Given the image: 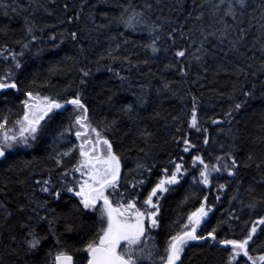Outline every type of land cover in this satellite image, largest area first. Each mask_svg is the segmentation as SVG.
Listing matches in <instances>:
<instances>
[{
  "label": "trees",
  "instance_id": "obj_1",
  "mask_svg": "<svg viewBox=\"0 0 264 264\" xmlns=\"http://www.w3.org/2000/svg\"><path fill=\"white\" fill-rule=\"evenodd\" d=\"M3 2L11 4L17 8V11L8 10L5 15V9L0 8V29L7 27L6 32L0 31V48L6 45V51L21 52V45L17 41L23 42L22 38L30 40V36H27L24 31L26 15L30 16V19L34 20L38 26L35 29V34L39 39L32 42L29 49L24 50L22 68L16 70L20 81H22L21 88L41 90L44 94L58 93L59 98L63 100L75 95L77 91H82L89 105L93 121L100 122L104 117H107L109 121L114 118L117 120V126L108 130V135L114 141L116 150L122 152L126 158L125 171L134 168L137 157L142 154L133 148L136 133L134 130L129 132L133 121L129 120V117L119 109L123 103L136 99L133 93L140 95L142 91L147 92L148 95L145 104L136 106V113L141 118L136 123L150 125L155 133L151 141L154 146L155 161L151 157L148 158L149 164L156 163L158 165L154 169L155 174L151 178L152 182L160 174V169L170 159V155H183L190 169L191 157L196 154V151L202 153L205 159L215 163L214 157L220 154L219 145L230 142V137L227 135L229 127H232L234 131L236 128L241 130L237 133L240 137L237 141V151L242 162L250 151L256 153L258 159L264 158V141L260 139L261 136H264V71H260V63L264 56L259 51L258 43L255 48L251 47L253 43L251 35L241 49L245 53L244 56L227 52L228 38H224V43L220 45L216 37H209L205 47L212 49V46L216 45L217 47L212 50L217 55L206 54L203 58L204 66L191 57L186 58L185 63H188L190 68L188 75L182 76L176 69H164V65L172 60L175 47L171 48L168 53L161 51L148 64L135 63L137 60L143 61L148 55L140 46L148 40L146 31L126 29L122 24L116 22L110 24L106 29L94 30L97 25L107 23L108 19L118 16L121 11L120 5L126 0H3ZM205 2L206 0H159V4H157L156 0H152L154 5L152 19H157L159 15L170 17L172 18L171 26L178 27L175 21H184L188 11H192L193 17L187 20L185 27L192 29L193 39L198 47L199 28L206 27L213 20L207 14V9H204L205 15L202 21L195 19V16L201 11L195 5ZM255 2L258 0H253V3ZM65 3L69 5L67 12L63 8ZM133 3L142 6L144 0H133ZM20 5L24 7L20 8ZM181 5L184 6L183 12L169 10L170 8L179 9ZM161 8L163 9L162 13L160 12ZM45 9L51 11H45ZM77 10L80 11L81 18L69 23L66 16ZM105 12L108 13L107 18L101 15ZM228 19L231 22L230 18ZM61 21L64 22L61 23ZM140 27L143 28V26ZM207 30L211 31V29ZM72 31H79L81 39L73 41L69 35ZM62 32L63 38L60 35ZM52 33H56L55 40L50 39ZM120 33H124V36L135 44L133 47V43H130L114 53L120 57L124 55L131 57L133 64L130 71L121 60L113 61L106 56L101 59L109 44L114 46L115 41L111 40V37L123 39L119 36ZM167 43L170 45L171 41L168 40ZM81 44L84 46L83 50H81ZM187 44V39H178L176 46L183 47ZM53 45L58 46L54 47ZM37 48L41 49L39 54H37ZM192 51L193 49L189 48L190 54ZM248 57L252 58L248 59ZM10 63V59L5 60L4 56L0 55V73H3ZM236 64L245 68L248 75L237 74ZM204 67H207L208 70L205 71ZM82 68L90 72L86 78V87L81 85ZM110 68L113 71H109ZM116 70L128 77L123 84L115 74ZM253 72L256 73L255 76L251 74ZM194 81L195 83H193ZM166 82L169 83L171 92L163 88ZM141 85H146V88L142 90ZM12 91L14 92V90ZM249 91L253 95L245 97L244 93ZM0 92L7 94L6 90H0ZM110 95L116 102L115 104L108 102L107 97ZM193 95L197 97L200 123L208 129L210 137L214 138L216 143L210 141L208 145H205L203 143L204 133L197 132L194 128L189 131L188 121L191 115ZM18 99H23V96L21 94L10 96V106L14 111L19 108ZM235 103H241L242 107L239 110H234L232 120L229 121L224 118V113ZM65 107L67 111L57 110L59 115L50 123L47 134L35 141L32 147H17L6 156L0 157V264H54L57 248L55 237L49 231L48 219L39 221L36 226L37 233L42 237H47L42 241L39 250L26 251L27 245L24 243V239L27 229L21 228V223L29 213L17 211L21 202L28 203L26 193L34 194L35 200H47L48 209H55L54 212H48V216L53 220L56 233L64 241L63 246L67 251L73 253L77 260H80L84 253L75 249L81 247V242H86L98 227L93 223L95 219L93 215L68 212L71 204L75 202V198L69 199L66 196L64 200L57 203L47 194L40 192L39 185L36 183L38 179L47 178L49 170L53 169L55 153L74 144L72 135L65 134L63 139L59 136L62 128L69 124V116L73 111L71 105ZM5 109L6 106L0 103V113ZM156 112L160 113L159 117L154 115ZM173 116H179L180 120L173 121ZM217 116L221 117V120L217 124H213L212 119ZM181 120L184 121L183 124L180 123ZM178 127L181 129L180 132L176 131ZM126 133L128 134L125 135ZM173 135H190L196 145V151L191 154L183 153L177 147V142L172 139ZM66 139H69L70 143L69 141L61 142ZM136 143L141 147L144 146L139 140H136ZM224 151H228V148L225 147ZM77 156L78 152L65 158L64 166L71 167ZM61 171H63L62 168L55 169L54 180ZM196 172H190L183 180L182 186L164 201L161 227L156 230L158 240L162 241L165 233L173 230L172 222L177 220L178 215L183 214L186 219L187 213L199 206L200 197L208 191L205 188L204 191L197 192L196 196H189L182 205L180 204L184 200L187 190L190 189L191 177ZM261 172H264V169H257L255 164L246 168L242 167L240 175L236 177L237 180H241V187L237 190L235 180L230 181V187L221 194L220 201L215 199V184L227 180V174L225 173L213 181V191L209 194V202L213 203L215 207L206 218L207 223H204L198 230L201 235L210 231L218 222L224 221L228 217V211L233 208L236 209V215L240 216L239 222H234L237 224L235 233L237 236L240 235V230L245 228L244 221L256 218L255 215L250 216V212L253 210L247 208V202L253 197L264 196V183L259 182ZM250 184L255 190L248 193L246 190ZM150 187L151 184L143 190V195H147V190ZM234 190L238 191L239 198L230 203L229 197L233 195ZM191 191H196V189L192 188ZM141 200H143V196H141ZM241 201L244 202L243 205ZM32 206L35 207V204L33 203ZM254 211L264 215V208L257 207ZM7 212H11L12 215L7 216ZM44 214L45 211L41 210L40 215ZM184 219H181L179 223H183ZM68 225H71L72 231L66 230ZM250 226L249 224L247 227ZM156 232L153 234L155 235ZM226 233L227 238H233L227 224L219 230V236L225 238ZM12 235L16 236L15 241L11 239ZM191 244L192 247L184 254V264H225L228 253L220 251L219 246L212 247L203 242H191ZM262 244H264V235H260L252 248H257ZM161 247H163L162 244ZM50 249L51 257L47 256ZM260 250L264 251V247H261ZM250 254L256 255L255 252ZM238 259H240V264H244L246 260V258L239 257Z\"/></svg>",
  "mask_w": 264,
  "mask_h": 264
},
{
  "label": "snow or ice",
  "instance_id": "obj_2",
  "mask_svg": "<svg viewBox=\"0 0 264 264\" xmlns=\"http://www.w3.org/2000/svg\"><path fill=\"white\" fill-rule=\"evenodd\" d=\"M156 3L159 4V0H156ZM120 6L121 11L118 16L108 19L107 23L97 25L94 30L106 29L110 24L116 22L122 24L126 29L146 31L148 40L140 46L148 55L143 61H135L136 64H148L161 51L168 53L171 48L175 47L172 60L164 65V69H176L182 76H187L190 65L185 63L186 58L191 57L204 66L203 58L206 54L217 55L212 50L217 47L216 45H213L212 49L205 47L209 37H216L220 45L224 43V38H228L227 52L244 56L245 53L241 49L251 35L253 41L251 47L255 48L258 43L259 51L264 56V0H258L255 3L253 0H206L203 4L195 5L201 9L195 16L196 20L202 21L205 15L204 9H207V14L213 18L212 23L199 28L198 47L193 39L192 29L185 27L187 20L193 17L192 11H188L184 21H175L178 27H172V18L170 17L159 15L157 19H152L154 7L152 0H144L142 6L134 4L133 0H126ZM19 7L23 8L24 6L20 5ZM0 8L5 9V15L8 10L17 11V8L11 4H5L3 0H0ZM63 8L67 12L69 5L65 3ZM169 10L183 12L184 6ZM45 11L51 10L45 9ZM160 12H163L162 8ZM101 15L105 18L108 17L106 12ZM80 18L79 10L66 16L69 23ZM24 22V31L27 36H30V40L22 38L23 42L17 41L21 45V52L6 51V45L0 48V55H3L5 60L10 59L11 61L3 73H0V90H6L7 93L0 92V103L6 106V109L0 113V157L6 156L17 147H32L35 141L47 134L50 123L59 115L57 110L67 111L65 106L71 105L73 111L69 116V124L62 128L59 136L63 139L66 133L74 132L78 143L56 152L53 157V169L49 170L47 178L38 179L36 183L39 185L40 192L47 194L57 203L64 200L66 196L69 199L75 198V202L71 204L68 212L89 213L95 217L93 223L98 225L90 238L86 242L82 241V246L75 249L84 253L83 257L77 260L74 258V254L63 246L64 241L56 233L53 220L48 216V212H54L55 209H48L47 200H35L34 194L26 193L28 203L21 202L17 209L19 213H29L21 223V228L27 229L24 239V243L27 245L26 251L39 250L42 241L47 237L39 235L36 226L39 221L48 219L49 231L55 237L57 248L54 264H184V254L192 247L191 242L195 241L209 244L212 247L219 246L220 251L227 252L228 257L225 264H240L238 257L246 258L244 264H249V262L250 264H264V251L260 250L264 244L252 248L260 235H264V215L254 211L257 207L264 208V196L253 197L247 202V208L253 210L250 212V216L255 215L256 218L244 221L245 228L240 230V235L237 236L235 233L237 224L234 222H239L240 216L236 215L234 208L228 211V217L224 221L218 222L210 231L203 235L198 231L204 223H207L206 218L215 207L213 203L209 202V194L213 191L212 186L215 179L225 173L228 177L224 182L215 184V199L220 201L221 194L230 187V181L235 180L237 190L241 187V180H237L236 177L240 175L242 167L246 168L255 164L257 169H264V158L258 159L254 152H248L243 162L241 161L237 151V141L240 139L237 133L241 130L236 128L234 131L232 127H229L227 135L230 137V142L219 145L220 154L214 157L215 163L205 159L202 153L196 151V145L190 135H173L172 139L177 142V147L183 153L191 154L196 151V154L191 157V169L187 166L183 155H170V159L160 169V174L156 176L155 181L152 182L151 178L155 174L154 169L158 165L156 163L149 164L148 158L151 157L155 161L154 146L151 144L155 133L150 125L136 123L141 120L136 113V106L145 104L148 94L144 91L140 95L133 93L136 99L123 103L119 111L133 121L132 127L129 128V132L134 130L136 133L133 148L138 150L142 156L137 157L134 168L125 171L126 158L122 152L116 150L114 141L108 135V130L117 126V120L114 118L109 121L107 117H104L100 122L93 121L89 105L82 91H77L75 95L63 100L59 98L58 93L44 94L41 90L21 88L22 81H20L16 70L22 68L24 50L29 49L32 42L39 39L35 34V29L38 27L35 21L26 15ZM63 22L61 21V23ZM207 29H211V31ZM40 30L43 31V29ZM0 31L6 32L7 27L5 26ZM60 35L63 38V32ZM69 35L73 41L81 39L79 31H72ZM119 36L123 39L120 40L115 36L110 38L115 41L114 46L109 44L101 59L106 56L113 61L121 60L130 71L133 64L131 57L129 55L120 57L114 53L133 42L125 37L124 33H120ZM55 38L56 33H52L50 39L55 40ZM178 39H187L188 44L178 47L176 46ZM168 40L171 41L170 45L167 43ZM53 46L57 47L58 45ZM80 47L83 50V44ZM133 47H135L134 43ZM189 48L193 49L191 54ZM36 51L39 54L41 49L37 48ZM251 58L248 57V59ZM204 70L207 71V67H204ZM225 70L227 71V69ZM109 71H113V69L110 68ZM260 71H264V59L261 60ZM81 73V85L86 87V78L90 72L82 68ZM236 73L248 75V72L240 64H236ZM115 74L122 84L128 79L119 70H116ZM251 74L256 75L254 72ZM140 87L143 90L146 85ZM163 88L172 91L168 82L164 83ZM17 94H21L23 99H18L19 108L14 111L10 106V96ZM252 95L251 91L244 93L245 97ZM107 99L110 104L116 103L111 95ZM181 99L183 98L181 97ZM241 107V103L230 106L229 110L224 113V118L231 121L234 110H239ZM154 115L159 117L160 113L156 112ZM172 120H180V117L173 116ZM220 120L221 117L217 116L212 119V123L217 124ZM180 123L183 124L184 121L181 120ZM188 125L189 131L194 128L197 132L204 133L203 143L205 145H208L210 141L216 143L215 139L210 137L208 129L200 123L195 95L192 96ZM176 131L180 132L181 129L178 127ZM260 139L264 141V136H261ZM136 140H139L144 146L141 147L136 143ZM225 147L228 148V151H224ZM76 152H78V156L75 163L71 167H65V158L73 156ZM56 168H62L63 171L59 172L54 180L53 172ZM197 169L198 172H196ZM190 172H196V174L192 175L190 189L187 190V194L180 204L182 205L189 196H196L197 192L204 191L205 188L208 191L200 197L199 206L187 213L186 219L183 214L178 215L177 220L172 222L173 230L165 233L164 239L160 241L157 238L156 230L161 227L164 201L182 186L183 180ZM259 182L264 183V172H261ZM149 184L151 187L145 196L143 190L148 188ZM192 188H195L196 191H191ZM237 190H234L233 195L229 197L230 203L239 198ZM254 190L250 184L246 191L251 193ZM141 196H143V200H141ZM33 203L35 207L32 206ZM241 204L243 205L244 202L241 201ZM41 210L45 211L44 215H40ZM11 215V212H7V216ZM181 219H184L183 223H179ZM225 224L231 230L233 238H227V233L225 238L219 236V230ZM249 224L251 226L247 227ZM66 230L72 231L71 225L66 226ZM154 232H156L155 235ZM11 239L15 241L16 236L12 235ZM252 252H255L256 255L250 254ZM47 256H52L51 249Z\"/></svg>",
  "mask_w": 264,
  "mask_h": 264
},
{
  "label": "rangeland",
  "instance_id": "obj_3",
  "mask_svg": "<svg viewBox=\"0 0 264 264\" xmlns=\"http://www.w3.org/2000/svg\"><path fill=\"white\" fill-rule=\"evenodd\" d=\"M66 134H70V135H72V140H74V143H78V141L76 140V138H75V135H74V132L73 133H66ZM67 141H69V139H66V140H62L61 142L62 143H65V142H67ZM77 153V152H76Z\"/></svg>",
  "mask_w": 264,
  "mask_h": 264
},
{
  "label": "water",
  "instance_id": "obj_4",
  "mask_svg": "<svg viewBox=\"0 0 264 264\" xmlns=\"http://www.w3.org/2000/svg\"><path fill=\"white\" fill-rule=\"evenodd\" d=\"M195 242H197V243H202V242H200V241H195Z\"/></svg>",
  "mask_w": 264,
  "mask_h": 264
}]
</instances>
